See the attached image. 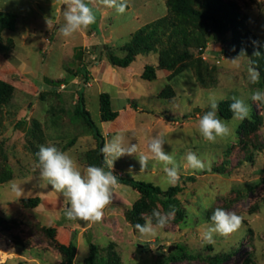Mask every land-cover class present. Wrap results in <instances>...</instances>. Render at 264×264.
I'll list each match as a JSON object with an SVG mask.
<instances>
[{"label": "rangeland", "instance_id": "rangeland-1", "mask_svg": "<svg viewBox=\"0 0 264 264\" xmlns=\"http://www.w3.org/2000/svg\"><path fill=\"white\" fill-rule=\"evenodd\" d=\"M166 1L118 0L126 4L120 14L102 0H85L96 22L65 37V0H0V10L14 15L12 29L0 32V80L12 87L9 100L0 103V264H64L57 245L68 242L71 264H83L89 243L97 246V264H264V102L250 99L254 90L264 91V0H188L195 12L186 15L169 12ZM217 1L239 13L221 32L213 23L224 17ZM160 16L165 20L156 53L138 52L124 68L107 62L105 45L123 56L131 34ZM144 64L154 67L153 80L139 77ZM249 66L259 70L258 83L250 82ZM45 78L63 82L53 86ZM103 91L117 111L110 121L98 117ZM78 96L103 145L118 134L125 146L137 145L136 154L114 161V175L165 189V165L152 158L148 142L163 137L165 152L174 156L180 179L169 205L175 218L155 235H141L128 211L136 205L137 223L143 224L154 209L171 211L162 208L161 197L140 199L117 184L100 222L69 220L63 214L67 199L40 177L41 145L67 152L82 172L98 166L95 139L74 113ZM233 96L245 101L249 117L220 118L233 135L205 140L198 120L213 100ZM188 151L203 161V170L187 166ZM140 155L150 157L144 169ZM13 183L22 194L11 190ZM33 196L39 199L34 207L22 206V198ZM216 208L243 222L228 236L214 233L209 244L203 233ZM46 227L54 228L52 236Z\"/></svg>", "mask_w": 264, "mask_h": 264}, {"label": "clouds", "instance_id": "clouds-1", "mask_svg": "<svg viewBox=\"0 0 264 264\" xmlns=\"http://www.w3.org/2000/svg\"><path fill=\"white\" fill-rule=\"evenodd\" d=\"M103 4L115 8L117 13H124L126 4L118 0H102ZM66 10L63 13L64 25L60 32L65 37L72 36L75 32L96 22V14L93 9L85 3V0H65ZM235 61V59L233 60ZM248 77L251 83H258L260 72L254 66H249ZM229 111L233 118L243 121L249 117L250 109L244 100L238 97H230ZM250 99L254 102H264V91L256 89L252 92ZM212 110L203 114L198 120V131L201 136L209 141L226 138L233 135L228 124L218 118V103L213 100L210 104ZM165 140L161 136H154L148 142V151L157 162L165 165L166 183L175 185L180 176L173 155L165 152ZM105 162L110 170L103 167L89 165L83 170L78 167L76 161L67 153L59 150L54 145H41L36 153L40 170V177L47 181L53 189L67 199L68 205L64 209V216L69 220H82L100 222L103 219L104 209L112 202L113 188L118 184L117 176L113 174L114 161L124 155L131 156L137 153V145H124L122 135L113 136L100 149ZM149 156L140 155L138 160L141 169L148 165ZM187 166L194 170H203V161L192 151L185 155ZM131 171V169L129 170ZM11 190L22 194L17 184L11 185ZM171 211L152 210L144 216V223H136L135 229L141 235H155L156 229H163L175 218V208L170 206ZM155 220V224H153ZM210 220L212 226L203 233L206 243H213V234L228 236L236 232L242 225L243 218L235 212H229L223 208H216Z\"/></svg>", "mask_w": 264, "mask_h": 264}, {"label": "trees", "instance_id": "trees-1", "mask_svg": "<svg viewBox=\"0 0 264 264\" xmlns=\"http://www.w3.org/2000/svg\"><path fill=\"white\" fill-rule=\"evenodd\" d=\"M167 10L171 13L173 12H181L182 14H192L195 11L190 9L188 4V0H167L166 1ZM211 3H206V5H210ZM217 11H220L224 17L220 19H214L215 28L218 31H222L226 28L227 22H232L234 19L238 17L237 9L230 3L227 2H219L217 1L216 5H214ZM167 17V16H166ZM165 20L164 16H160L150 22L145 23L140 28L136 29L128 39L123 44V48L125 49V54L123 56L115 55L108 46L105 45L104 56L107 62L111 66L116 67H127L135 57V54H150L156 53L158 51V47L156 44V38L158 36V30L160 25ZM224 20V21H222ZM14 23V15L12 12L0 10V32L5 29H12ZM177 28L179 32L180 23L176 22ZM224 54L230 55L234 54L230 51H223ZM262 66L261 70L264 74V57L261 59ZM79 72H82V75L86 73L85 70L78 68ZM154 67L151 64H144L142 70L139 74V77L144 80H153L155 77ZM45 82L52 84L53 86L58 85L63 82V79L60 80H50L48 78L44 79ZM12 93V87L10 84L0 80V103H4L9 100ZM231 100H221L218 102V118H228L230 117L231 112L229 111V104ZM74 113L79 116L84 124L91 131L94 139H95V152H96V161L99 167L105 168V170H110L107 167V163L104 160V157L100 151L103 146V138L98 131L96 125L91 120L88 111L84 108L83 100L80 96H78L77 105L74 108ZM117 116V111L112 110L110 106L109 95L106 92H100L98 94V117L100 121H110L113 120ZM117 176V175H116ZM118 184H123L128 186L132 191L137 194V197L140 199H154L155 197H161L160 203L164 210H168L170 208L169 202L170 197L177 189L176 185H169L165 189H160L158 186L153 185L150 182H144L140 180L133 179L130 176H117ZM264 183V177L262 179ZM38 197H28L22 198L21 204L24 207H34L38 203ZM128 218L131 223H137L139 215L137 214V206L132 205L131 209L128 211ZM44 231L52 236L54 233V228L46 227ZM57 248L63 254V263L71 264L73 258V245L71 242H68L66 245L59 244ZM97 246L93 243L88 244V251L85 257L83 258V264H97Z\"/></svg>", "mask_w": 264, "mask_h": 264}, {"label": "water", "instance_id": "water-1", "mask_svg": "<svg viewBox=\"0 0 264 264\" xmlns=\"http://www.w3.org/2000/svg\"><path fill=\"white\" fill-rule=\"evenodd\" d=\"M168 249H170V248L168 247Z\"/></svg>", "mask_w": 264, "mask_h": 264}]
</instances>
